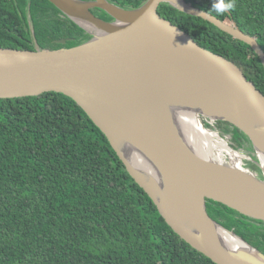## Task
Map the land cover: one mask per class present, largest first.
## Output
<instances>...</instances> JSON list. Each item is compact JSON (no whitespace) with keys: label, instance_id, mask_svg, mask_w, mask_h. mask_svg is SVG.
<instances>
[{"label":"water","instance_id":"1","mask_svg":"<svg viewBox=\"0 0 264 264\" xmlns=\"http://www.w3.org/2000/svg\"><path fill=\"white\" fill-rule=\"evenodd\" d=\"M48 1L91 38L59 49L37 44L35 50L0 48V99L50 92L70 97L106 135L167 224L192 248L217 264H264L261 250L207 210V200H212L264 221V94L241 67L201 47L158 8L166 3L210 21L250 45L264 65L257 38L236 22L225 23L186 0H147L135 9L108 0ZM91 8L113 20L97 17ZM33 38L36 42L34 32ZM69 40L56 42L65 45ZM181 111L194 113L200 125L214 133L199 116L214 129V121L236 127L249 138L254 157L228 144L240 156V166L195 152L181 132ZM133 152L156 176L136 166ZM223 230L246 248L234 247Z\"/></svg>","mask_w":264,"mask_h":264},{"label":"trees","instance_id":"2","mask_svg":"<svg viewBox=\"0 0 264 264\" xmlns=\"http://www.w3.org/2000/svg\"><path fill=\"white\" fill-rule=\"evenodd\" d=\"M112 1L135 9L147 0ZM186 1L236 22L264 51V0H220L234 5L222 14L214 10L217 0ZM158 13L236 63L264 94V65L250 45L169 4ZM67 38L65 45L56 42ZM90 38L48 0H0V48L59 49ZM217 129L231 135L234 148L253 153L239 129L221 121ZM207 210L264 253V221L212 200ZM0 264L217 263L173 231L85 111L50 92L0 99Z\"/></svg>","mask_w":264,"mask_h":264},{"label":"bare ground","instance_id":"3","mask_svg":"<svg viewBox=\"0 0 264 264\" xmlns=\"http://www.w3.org/2000/svg\"><path fill=\"white\" fill-rule=\"evenodd\" d=\"M179 115V121L182 123L181 132L195 152L197 151L206 156H213L222 163L228 161L231 165L240 166V156L230 150L229 144L225 140L220 139L218 133L205 130V128L200 125L197 115L189 111H181ZM226 155L229 160H227ZM132 161L143 171L155 175V169L135 152H133ZM223 232L228 242L233 244L234 247L239 249L246 248L245 244L232 233H228L224 230Z\"/></svg>","mask_w":264,"mask_h":264},{"label":"rangeland","instance_id":"4","mask_svg":"<svg viewBox=\"0 0 264 264\" xmlns=\"http://www.w3.org/2000/svg\"><path fill=\"white\" fill-rule=\"evenodd\" d=\"M200 118H201V120H202V122H203V124L207 127V128H210V129H212V130H214L215 132H217L218 134H219V136L221 137V138H223V139H225V141L232 147V148H234V145H232V139L230 138V134H228V133H226L225 134V131L223 130V129H221V131H223L224 133H221L218 129H214L212 126H211V124H209L207 121H206V119L205 118H203L202 116H199ZM217 123H218V121H214V122H212V124H214V126H216L217 127ZM227 132V131H226ZM228 137V138H227ZM235 149V148H234ZM254 151V150H253ZM242 152V151H241ZM250 152H252V151H250ZM243 154H245L244 152H242ZM247 153H249V152H247ZM250 154H252V156H253V153H249V155ZM226 158H227V160H229V158H228V156L226 155ZM243 166H249L245 161H243ZM251 167H252V165H251Z\"/></svg>","mask_w":264,"mask_h":264},{"label":"flooded vegetation","instance_id":"5","mask_svg":"<svg viewBox=\"0 0 264 264\" xmlns=\"http://www.w3.org/2000/svg\"><path fill=\"white\" fill-rule=\"evenodd\" d=\"M85 1H92V0H85ZM108 1H110L111 3H113V4H115V5H117V6H119V4L118 3H116V2H113L112 0H108ZM120 7V6H119ZM122 8V7H121ZM124 9H129V8H124ZM90 11L94 14V15H96L97 17H99V18H101V19H103V20H105V21H112L113 20V18L109 15V14H103V10H101V9H99V8H91L90 9ZM108 16L111 18V20L110 19H108ZM227 124H229V123H227ZM219 125V122L217 123V126ZM230 125V124H229ZM230 127H233L232 125H230ZM251 156V155H250Z\"/></svg>","mask_w":264,"mask_h":264},{"label":"clouds","instance_id":"6","mask_svg":"<svg viewBox=\"0 0 264 264\" xmlns=\"http://www.w3.org/2000/svg\"><path fill=\"white\" fill-rule=\"evenodd\" d=\"M234 5L229 3L228 5H223L222 3L214 5V10L218 13V14H222L223 12L231 9ZM253 168V167H252Z\"/></svg>","mask_w":264,"mask_h":264}]
</instances>
